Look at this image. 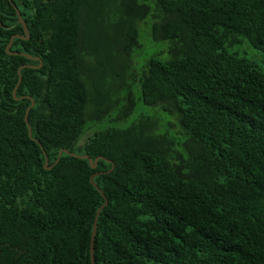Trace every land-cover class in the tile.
I'll return each mask as SVG.
<instances>
[{
    "label": "trees",
    "instance_id": "1",
    "mask_svg": "<svg viewBox=\"0 0 264 264\" xmlns=\"http://www.w3.org/2000/svg\"><path fill=\"white\" fill-rule=\"evenodd\" d=\"M144 1L0 0V264H92L105 203L93 183L107 200L94 264H264V63L229 50L264 54V0H152L150 36L170 58L142 67L141 101L183 141L140 116L81 143L110 111L92 96L105 73L88 68L90 21L116 17L105 47L129 61ZM13 35L9 51L31 58L6 51ZM62 149L101 159L54 164Z\"/></svg>",
    "mask_w": 264,
    "mask_h": 264
},
{
    "label": "rangeland",
    "instance_id": "2",
    "mask_svg": "<svg viewBox=\"0 0 264 264\" xmlns=\"http://www.w3.org/2000/svg\"><path fill=\"white\" fill-rule=\"evenodd\" d=\"M150 7V14L142 21L137 22L136 28L138 31V43L139 47L134 51L133 57L129 61H122V52L118 47L117 53L114 51L109 52L105 47L110 36H113L112 29L108 27V24L114 22L116 17L112 14L104 16V21L93 19L90 21L92 27L89 30L90 33V45L87 60L89 64V70L92 75L99 77L104 72L103 90L97 92L92 89V96L95 101L100 98H104L102 105L109 107L110 111L103 119L102 123L96 127L91 122L88 124L86 133L82 135L81 143L95 131L107 127L125 128L132 122L137 120L140 116L155 117L158 119L160 126L159 132H167L169 135L175 138L180 143L183 141V137L179 134V128L174 120L173 116L168 115L161 111L158 106H147L141 101V94L137 79L140 75L141 69L146 65L147 61L152 58H159L166 60L170 58L168 53V42L153 41L150 36V27L153 23L152 13L154 4L152 0H146ZM231 52H236L238 55L247 58L248 60L262 66L264 63V54L259 50L253 48L247 41H241L239 44H235L229 49ZM96 66V72L94 67ZM97 74L99 76H97ZM100 79V78H99ZM99 88V87H98ZM131 92V98L134 101V108L132 113L123 120H116L118 114L124 112L128 106L126 97ZM89 108V112H91Z\"/></svg>",
    "mask_w": 264,
    "mask_h": 264
},
{
    "label": "water",
    "instance_id": "3",
    "mask_svg": "<svg viewBox=\"0 0 264 264\" xmlns=\"http://www.w3.org/2000/svg\"><path fill=\"white\" fill-rule=\"evenodd\" d=\"M14 7H15V6H14ZM15 9H16V13H17V18H18V20L20 21V23H21V25H22V27H23V29H24V33L26 34L25 39H28V31H27L26 24L23 22V20H22V16H21L19 10H18L17 8H15ZM20 37H21L20 35H13V36L10 38V41H9L8 45L6 46V51H7L9 54H13V55H23V56H25V57H27V58H31L30 56H28V55L25 54V53L9 51V49H10L11 46H12L13 39H14V38H20ZM40 66H41V64H40L39 66H37V67L39 68ZM21 68H22V66L18 68V74H20V70H21ZM20 82H21V76L19 75L18 83H17L16 87L14 88V90H13V92H12L13 97H16V89H17V87L19 86ZM33 106H34V102L31 103V106H30V107H33ZM30 107H29L28 109H26V113H25V121H26V124H27V126H28L29 136L31 137V136H32V132H31V128L29 127L28 120H27V118H28V111H29ZM37 143H38V141H37ZM40 147H41V149H43L42 146H40ZM63 152L66 153V154H68V155H70V156H73V157H78V158H80V159H86V160H88L89 165H90V167H92V168H95L96 165H97L98 160L101 159V157H96L95 159H92V158H90L88 155H79V154H76V153H73V152H70V151L63 150V149H62V150L59 151V153H58V158H57V160L55 161L54 164H56V163L59 161V158H60V156H61V154H62ZM43 153H44V155H45V164H44V168H45V169H51L52 166H53L54 164L48 167V163H49V161H48V158H47V156H46L44 150H43ZM108 161H109V160H108ZM113 168H114V164L112 165V168H111L108 172H111ZM96 175H97V174H94V175H92V177L90 178V181H91L92 183H93V178H94ZM93 185H94V187L99 191V193L102 195V197H104V199H105V203H104V205H102V207L105 206V205L107 204V200H106V198H105L104 193L101 191V189H100L96 184L93 183ZM102 207H101V208H102ZM101 208L98 209V211H97V214H96V217H95V220H94V224H93L92 235H91V261H92V264H94V263H93V262H94V258H93V247H92V244H93V240H94L95 232H96V220H97V217H98V214H99Z\"/></svg>",
    "mask_w": 264,
    "mask_h": 264
}]
</instances>
